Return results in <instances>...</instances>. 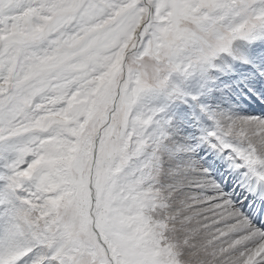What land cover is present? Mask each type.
Masks as SVG:
<instances>
[{
	"label": "snow or ice",
	"instance_id": "1",
	"mask_svg": "<svg viewBox=\"0 0 264 264\" xmlns=\"http://www.w3.org/2000/svg\"><path fill=\"white\" fill-rule=\"evenodd\" d=\"M0 264H264V0H0Z\"/></svg>",
	"mask_w": 264,
	"mask_h": 264
}]
</instances>
